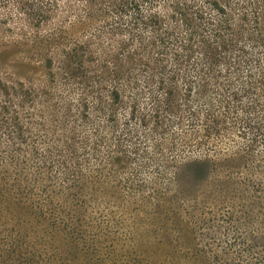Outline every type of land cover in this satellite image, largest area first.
I'll use <instances>...</instances> for the list:
<instances>
[{"label": "rangeland", "instance_id": "374dc122", "mask_svg": "<svg viewBox=\"0 0 264 264\" xmlns=\"http://www.w3.org/2000/svg\"><path fill=\"white\" fill-rule=\"evenodd\" d=\"M30 1L38 7L34 20L25 17L16 2L0 0V81L20 84L31 96V101L19 108L13 105L23 126L17 144L28 160L31 154V168H43L54 193V227L67 237L61 251L50 244L54 250L50 263L235 261L244 237L255 228L264 230L260 216L255 218V228L240 220L246 199L241 182L252 179L259 183L262 177L252 169L234 168L227 173L211 165V173L195 176V182L186 164L217 154L224 158L233 145L218 144L215 149L191 145L189 138L195 131L204 134L191 122L194 116H155L154 120L165 118L169 122L157 129L153 124L144 127L141 116L131 115L130 82L136 75L131 57L139 49L138 36L143 35L134 24L133 10L119 16L105 3L68 6L52 5L49 0ZM244 1H230L236 17ZM192 3L205 12L206 19H218L204 0ZM171 5L163 1L144 5L141 15L169 16ZM164 23V28L176 27L177 34L184 35L186 28L181 22L167 17ZM154 53L151 48L141 52L151 58ZM104 60L109 62L111 75L101 73ZM221 73L223 78L233 75ZM202 75L199 71L184 74L194 81ZM139 79L143 88V76ZM117 91L122 102L116 98ZM152 91L161 94L156 86ZM138 105L139 113H149V95L144 94ZM10 130V123L0 119V152L13 148ZM129 131L135 132V139H128ZM157 134L164 136L165 147L155 153L160 140ZM71 135H75L74 156L64 144ZM116 136L123 141L129 164L115 148ZM49 155L53 164L44 167V158ZM257 156L263 161L264 151ZM154 157V162L146 161ZM220 183L226 186L218 188Z\"/></svg>", "mask_w": 264, "mask_h": 264}, {"label": "trees", "instance_id": "16d2710c", "mask_svg": "<svg viewBox=\"0 0 264 264\" xmlns=\"http://www.w3.org/2000/svg\"><path fill=\"white\" fill-rule=\"evenodd\" d=\"M12 1L23 8L25 17L37 18L38 7L32 1ZM161 1L172 3L171 15H141L142 6ZM192 1L196 0H49V3H66L68 6L105 3L119 16L124 11L133 10L134 24L143 35L138 36L139 49L131 57L132 72H136L130 82L131 115L134 118L141 116L144 127L153 124L157 129L169 122L165 118L154 120L155 116H194L191 122L195 123L194 127L203 129L204 134L195 131L189 138L191 145L215 149L218 144H232L233 150L222 156L224 158L219 159L217 154L192 160L185 168L195 182L198 179L195 176L211 173V165L221 167L227 173L234 168L257 172L262 177L259 183L245 180L240 188L246 197L240 220L255 228L256 216H260L264 223V157L262 161L257 156L260 150L264 151V0H245L239 5L238 17L233 13L231 0H204L206 7L217 13V20L206 19L205 12L197 9ZM167 17L184 25L183 36L177 34L176 27H163ZM145 32L149 33L148 37H144ZM146 48L155 52L153 58L141 54ZM108 64V60H104L100 65L103 76L106 73L111 75ZM196 71L203 74L196 81L184 76ZM62 72L66 71L63 69ZM221 72L236 77L223 78ZM241 72L247 75L244 77ZM140 75L144 78L143 88L140 87ZM154 86L161 94L152 91ZM120 94L117 91L116 98L122 102ZM144 94L149 95L152 105L149 113H139L138 103ZM0 99V119L5 124L10 123L14 137L13 148L0 152V264H52L54 250L50 244L57 245L61 251L67 237L54 227V193L49 189L43 168H31V154L28 160L17 144L23 135V126L18 118L20 112H15L13 105L19 108L17 106L31 101V96L20 84L0 81ZM177 119L183 123L181 117ZM157 135L160 140L155 144V153L165 147L164 136ZM74 136L67 137L64 142L73 156L76 150ZM126 136L129 140L136 138L135 132L131 131ZM115 142L122 160L129 164L123 141L116 136ZM63 159L65 164L67 160ZM154 160L155 157L146 161ZM47 164H53L50 155L44 158V167ZM223 184L217 185L218 188L226 186ZM238 250L235 261L225 262L217 258L215 264H264V230L255 228L244 237Z\"/></svg>", "mask_w": 264, "mask_h": 264}]
</instances>
